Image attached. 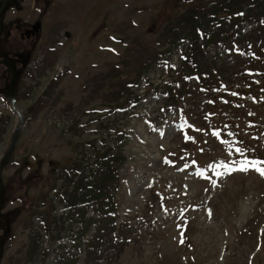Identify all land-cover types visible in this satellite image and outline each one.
Masks as SVG:
<instances>
[{
  "label": "rangeland",
  "instance_id": "obj_1",
  "mask_svg": "<svg viewBox=\"0 0 264 264\" xmlns=\"http://www.w3.org/2000/svg\"><path fill=\"white\" fill-rule=\"evenodd\" d=\"M216 1L17 0L6 10L0 51L26 65L11 99L0 66V163L16 137L0 165V264H264V176L232 170L264 161V70L242 62L229 85L208 90L191 75L197 104L167 99L160 83L188 46L168 47L162 31ZM38 20V37L21 40ZM207 50L217 65L237 63L224 44ZM156 55L163 65L149 62ZM105 149L125 158L114 222L91 248L98 213L65 195L92 179ZM76 161L90 171L66 178Z\"/></svg>",
  "mask_w": 264,
  "mask_h": 264
},
{
  "label": "trees",
  "instance_id": "obj_2",
  "mask_svg": "<svg viewBox=\"0 0 264 264\" xmlns=\"http://www.w3.org/2000/svg\"><path fill=\"white\" fill-rule=\"evenodd\" d=\"M244 19H251L256 23L254 28L245 33L241 31L240 25ZM169 27L171 28L162 31V36L167 39L165 45L175 47L176 43L181 40L188 41V46L182 52L181 64L179 63L178 66L172 64L168 69V71H173L172 76L168 72L167 77L160 82L165 92L168 93L167 99L178 100L184 97L186 101L192 100L197 104L196 97L191 96L194 92L189 91L188 78L191 75L196 77V82L201 84L200 87L208 90L218 87L219 82L229 85V77H232L237 66L242 62L250 63L253 69L255 66V70H264V0H218L210 9L190 7L174 18V22ZM255 40L259 44L255 43ZM219 43L227 46L233 55L237 56L235 65H217L214 62L223 57H220L215 50L211 55L207 48L209 46L216 48ZM159 58L156 55L148 60L150 63L163 65L161 62L162 59L165 62V56ZM209 60L211 65L207 63ZM112 149L97 152L93 163L95 169H91L90 178L92 179L86 183L79 179L75 182L73 191L65 195L69 206L77 202H85L98 213L97 229L89 243L91 248L98 245L101 233L110 230L114 222L113 212L116 201L112 191L119 181L117 172L125 157L121 150L112 151ZM78 170L90 171L87 166L84 167L76 161L70 165L64 176L72 180V175ZM78 191L79 194H77Z\"/></svg>",
  "mask_w": 264,
  "mask_h": 264
},
{
  "label": "water",
  "instance_id": "obj_3",
  "mask_svg": "<svg viewBox=\"0 0 264 264\" xmlns=\"http://www.w3.org/2000/svg\"><path fill=\"white\" fill-rule=\"evenodd\" d=\"M8 3L9 2H4L3 5H2V7H0V15L5 10V8H6V6H7ZM39 27H40V23L39 22H36L32 26V30H27L25 33H23V35L29 36V34L31 32H34V31L35 32H38ZM1 29H2V23H1V19H0V32H1ZM1 62L3 64H5L7 66V68H8V70L11 72V77L12 78H11V81H10L9 86L7 87V90H8V95L9 96H12L13 95V85H14V81H15V78H16V76H17V74H18L19 71H17L15 69L13 63H11L10 59L7 56H3V59L1 60ZM14 140H15V138H14ZM14 140H13V142H12V144H11V146H10L7 154H6V158H7V156L10 154V152L13 149ZM5 159L3 160V162H2L1 165H3L5 163ZM0 180H1V178H0ZM2 198H3V188L0 185V211L2 209ZM1 252H2V244H1V240H0V256H1Z\"/></svg>",
  "mask_w": 264,
  "mask_h": 264
},
{
  "label": "snow or ice",
  "instance_id": "obj_4",
  "mask_svg": "<svg viewBox=\"0 0 264 264\" xmlns=\"http://www.w3.org/2000/svg\"><path fill=\"white\" fill-rule=\"evenodd\" d=\"M236 151L242 152V149L237 148ZM233 163H236V162H233ZM222 166H225V165H222ZM225 167H227V166H225ZM249 168L256 170L262 176H264V161H254V160H248L247 158H245L243 161L239 162V164L236 168H234L232 170L248 171ZM180 242L183 243V240H181Z\"/></svg>",
  "mask_w": 264,
  "mask_h": 264
},
{
  "label": "flooded vegetation",
  "instance_id": "obj_5",
  "mask_svg": "<svg viewBox=\"0 0 264 264\" xmlns=\"http://www.w3.org/2000/svg\"><path fill=\"white\" fill-rule=\"evenodd\" d=\"M27 40H30V38H27ZM15 64L16 66L19 65V61L15 58Z\"/></svg>",
  "mask_w": 264,
  "mask_h": 264
}]
</instances>
